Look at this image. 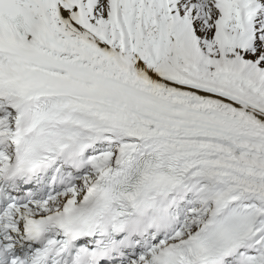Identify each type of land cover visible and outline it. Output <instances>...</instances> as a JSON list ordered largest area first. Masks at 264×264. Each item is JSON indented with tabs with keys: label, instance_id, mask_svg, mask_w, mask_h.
<instances>
[{
	"label": "snow or ice",
	"instance_id": "snow-or-ice-1",
	"mask_svg": "<svg viewBox=\"0 0 264 264\" xmlns=\"http://www.w3.org/2000/svg\"><path fill=\"white\" fill-rule=\"evenodd\" d=\"M0 264H264V0H0Z\"/></svg>",
	"mask_w": 264,
	"mask_h": 264
}]
</instances>
